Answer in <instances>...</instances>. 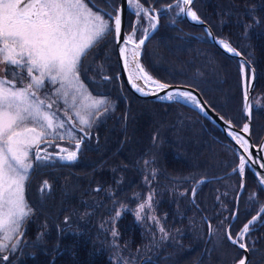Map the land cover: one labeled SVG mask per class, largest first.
Masks as SVG:
<instances>
[{
  "label": "trees",
  "instance_id": "obj_1",
  "mask_svg": "<svg viewBox=\"0 0 264 264\" xmlns=\"http://www.w3.org/2000/svg\"><path fill=\"white\" fill-rule=\"evenodd\" d=\"M140 1L145 5L156 2L155 0ZM247 2L252 3L254 0H196L193 9L217 37L232 44L256 71V87L252 95V128L254 141L257 143L264 130V0H257L258 7L255 10L252 4ZM155 10L158 11L159 18L166 14L169 16L163 19L159 30L149 39L142 51L141 62L145 69L163 83L197 89L212 108L236 127H242L245 123V113L239 60L216 47L203 27L195 26L189 23L186 17H178L177 14L173 18L172 14H168V11L162 8ZM251 16H254L255 22ZM176 19H179L177 25L170 27L168 23ZM247 72L249 74L248 68L246 74ZM127 89L130 90L128 87ZM113 92L114 97L122 98L123 110L101 114L102 118L110 117L105 118L110 121L108 124H105V121L97 124L105 133L100 136L99 142L85 149L87 153L83 155V161L88 162L89 168L79 171L87 176L90 175L91 180L101 175L104 179L103 183L110 185L114 195L109 206L119 201L121 205L118 206L123 207L121 210L117 207V213L121 211L119 217L115 210L111 213L114 221L107 230L117 227L119 243L123 245L126 242L129 246H121L123 247L121 251L114 246L120 245L111 243L109 232L101 229L102 224L113 218L106 215L101 218L96 217L92 222L94 228L91 227L90 232V248L88 249L84 234L81 233L84 240L80 242L79 248L66 249L67 254L60 259V264H140L141 260H145L143 264H168L160 259L161 247L164 246L176 251L184 249L181 252L187 248L193 249L194 252L187 257L181 252L175 253L174 261L170 262V264H185L205 245L208 236L206 224L202 227L203 239L196 234L198 230L190 225L186 236L182 234L171 236L161 243L158 240L151 241L148 234L143 231L144 228L137 223L135 207L154 190L159 212L166 213L170 209L175 211L178 207L180 209V204L175 199L183 190L180 185L192 184L195 188L201 180L200 177L210 178L233 173V169L237 168L238 154L220 129L192 107L181 102L149 100L143 96L138 98L132 91L133 94L129 92L131 96L128 95V101L125 102L119 89L116 88ZM260 97L263 101L256 105L255 100ZM118 114L120 115L117 116ZM145 163L147 175L144 174ZM246 174L247 191L250 192L255 189L257 180L255 181L256 178L254 179L249 170ZM239 175L237 169L231 175L237 179L238 184ZM87 176L80 175L77 181L89 183L85 180ZM205 182H201L197 189L203 185L199 195L206 197L215 182L209 184ZM241 186L234 197L236 208L233 213L246 217L243 221L246 222L254 212V216L258 213L259 206L264 203V196L260 195V204L257 207L253 202L251 203V196H241ZM258 188L261 189L260 186ZM76 199L78 200L79 196ZM198 201L203 213L207 214L203 198L199 196ZM146 218L145 216L143 219ZM174 218L171 217L169 220L175 225H180L179 218L177 216ZM196 223L198 224L197 220ZM132 229L135 230V242L129 243ZM251 238L259 242L254 258L264 263V228L256 231ZM139 241L142 243L148 241L145 243V249L136 250L139 248L137 246ZM218 241L220 242L218 239L217 243H212L211 240L209 246H220ZM223 241L226 245L230 244V247H237L227 237H224ZM237 248L235 249L238 250ZM232 253L231 248L223 249V252L220 251L216 256L228 259ZM241 255L242 253L236 255L232 264L236 263ZM181 256L185 257V261ZM197 259L199 260L198 257ZM35 263L36 261L33 262ZM44 264L50 263L46 261Z\"/></svg>",
  "mask_w": 264,
  "mask_h": 264
},
{
  "label": "snow or ice",
  "instance_id": "obj_2",
  "mask_svg": "<svg viewBox=\"0 0 264 264\" xmlns=\"http://www.w3.org/2000/svg\"><path fill=\"white\" fill-rule=\"evenodd\" d=\"M90 2L91 0H88V3L85 0H0V57L2 62L9 66V74L12 77L0 78V233L4 234V240H11L20 232L23 220L31 211L27 209L25 203L24 188L33 170L32 159L43 162L46 166L56 160L77 159L81 139L73 137L74 151L61 148L60 153H49L47 147L44 149L39 147L41 143L51 146L56 140L72 137V130H67L66 135L61 134L60 130L65 129L64 121H56L55 113L49 111L53 108V103H46L38 93L45 88L47 79L51 85H60L56 89V95L62 96L65 104L68 103L69 89L75 94L82 95L83 84L79 78L82 58H86L88 51L107 34L114 33L119 36L121 16L113 17L96 5H92L96 8L93 12L89 8ZM126 3L132 5V0H126ZM182 3L190 6L192 0H182ZM134 7L138 14L141 11L145 14L148 12L138 2ZM175 7L180 12H186V7H180V0H177ZM187 14L194 21L199 20L194 11H188ZM156 21L155 14L149 17L152 29H155ZM147 38L145 32L133 49V56L139 54L140 46ZM127 39L131 41L132 38ZM221 43L224 44L223 41ZM224 46L229 52L235 51L228 44ZM137 76L146 84L152 83L161 92H165L162 99L176 101L179 97L184 103L204 107L198 95L191 91L178 89L166 91L170 85L154 80L138 62ZM26 79L27 84L16 86L18 80L23 83ZM132 86L138 92L144 91L135 83ZM75 94L72 97L73 107L76 101ZM244 95L247 99V87ZM104 103V100H92L86 107L99 108ZM76 116L80 118L81 124H89V120L81 116L79 111L76 112ZM80 131L83 132V129ZM244 131H248L247 125H244ZM49 137H52L51 142L48 140ZM236 139L251 158L248 141L239 135ZM239 159L238 169L243 173L248 160L244 156ZM260 167L264 168V163H261ZM44 185L45 188L48 187L47 181H44ZM148 200L150 207L151 197H148ZM140 208L143 210L144 205L141 204ZM256 223L255 219L249 221L235 238L230 234L227 238L240 249H247L248 245L242 241L249 234L250 226L254 231ZM161 231L164 229L161 228ZM7 248V244L0 242V250ZM0 259L6 260L7 256ZM239 264H246V260L241 259Z\"/></svg>",
  "mask_w": 264,
  "mask_h": 264
},
{
  "label": "flooded vegetation",
  "instance_id": "obj_3",
  "mask_svg": "<svg viewBox=\"0 0 264 264\" xmlns=\"http://www.w3.org/2000/svg\"><path fill=\"white\" fill-rule=\"evenodd\" d=\"M155 1H156L155 3L151 5H147V7L150 8V6H152L155 7V9H161L166 5H172L174 2H176V0H171L170 2H167L168 0H155ZM85 2L88 3V0H85ZM119 4H120V0H106V2L105 0H91V2L89 3V8L96 10V8L92 7V5H96L99 8L110 13L114 17L116 15ZM171 9H173V7ZM168 16L169 15L166 14V16L160 17L159 28L163 19H165ZM176 20L171 21V23H168L169 26L170 27L176 26L177 25L176 23L178 22V20L177 21ZM147 22H148L147 20H140V18H136L135 14L131 10H129L126 16V26H125L126 36L130 32H133L134 38H138L142 34V32L148 27ZM97 49L99 50L95 54H97L100 58H102V61L103 60L105 61L106 58L109 60L107 61L109 62V64L105 63L104 66H105V71L110 73V78H111L110 82L106 87H90L93 89L94 88L97 89L93 91L94 94L100 95L103 98V100L105 99V103L107 102L105 107L106 111L100 112L98 116H100L102 113L109 114V111L117 112L118 109L122 112L123 110L122 98L114 97L113 91H115L116 88L119 89V87L122 91L124 89L128 91V89L125 85L122 76H120L119 62H117L116 64V62L112 59V56L109 55V53H111L110 50H112L116 54V58L118 61L117 47L114 39V33L107 34V36L103 40L98 42L95 51ZM89 57L90 56H88L87 59H84L80 72H84V73L85 71L89 72L90 67L88 68L84 67ZM0 61H2V57H0ZM0 67H2L1 64ZM3 68L5 69L3 70L5 72V76L3 75L0 77L12 79L11 75L9 74V66L4 65ZM103 69H104L103 67L101 69H98V72L100 73L104 72ZM114 72L115 75H113ZM27 82H28L27 79L23 81V83H21L18 80L16 86L17 87L24 86L25 84H27ZM58 85L59 84L51 85L48 81H45V88L41 89L38 95L40 96L41 99H45L46 103L48 102L53 103V108L49 111L55 113V118L57 121L64 120L62 115L67 120H68L67 118L68 116L72 117L75 123L81 126L83 132L76 130L75 128L74 129L76 131L71 128L65 127V129L60 130L61 134L66 135L67 130L71 129L72 137H66L64 140H56L55 144L51 146H49V144L41 143L39 147L41 149L47 147V151L49 153H60L61 148H66L69 151H73L75 149L73 137L75 139L83 138L84 140L83 147L78 156V159L80 160L77 163H73L74 161L73 162L65 161L64 163H62L61 161L56 160L52 164L46 166L43 162H37L34 159H32L30 155V159H32V163H33V170L31 171L28 180L25 182L24 199L27 205V209H30L31 211L29 215L23 220L20 228V232L18 234H15L11 240H4L3 239L4 234L0 233V242H3L8 245L7 249L0 250V257L7 256L6 260L0 259V264H33V262L35 261H36L35 264H44L46 261L49 262L50 264H60V259L67 254L66 249L68 250V249L79 248L80 242L84 240L83 237L80 235L81 233L84 234V238L88 245V249L90 248L89 246V244H91L89 240L90 232H91V227L94 228L92 222L95 217L94 215L96 214L95 212H92V209H95L92 208V206L96 203V201H98V199L101 198V194L96 192L97 187L91 188V186L99 185V183L92 185V181H91L89 183H85L86 185H84V183L77 181V178L80 175L87 176V174H83L82 172L79 171V169L81 170L84 168L87 169L89 168V166H87L88 162L83 161V155L87 153L85 149H87L89 145L92 146L93 144L99 142L100 136L105 132L103 129H101L100 126L99 129L95 127V125L97 124H94V120L98 116L97 117L94 116L92 118L90 117L88 119L87 118L88 114L84 113L83 110L80 111V114L81 116H84L89 120V124L87 125L81 124L80 118L76 117L75 107H72V98L68 97V103H67L68 107H66L65 102L63 101L64 99L61 100L60 96L56 95V89L58 88ZM45 93H47V96H45ZM82 100H84V98L78 97V99L75 101V104H81ZM115 104H118V106H116ZM69 106H71L70 109H68ZM72 108L74 109V111L71 110ZM61 109H65V110L61 111L60 113ZM65 113H67L68 116ZM112 115L113 114H110V116ZM119 115L120 114H118L117 116ZM103 117L106 119L110 118L108 116L107 117L103 116ZM85 133H87L86 136ZM48 140L49 142H51L52 137H49ZM56 145H59V147H56ZM88 151H90V149H88ZM61 154H66V153H61ZM248 170L249 169L246 168L244 171L245 181L246 178L248 177L246 176L247 175L246 171ZM101 180H103V178ZM44 181H47V185H48L47 188H45ZM76 184L80 185L81 189L80 188L77 189L78 187H76ZM258 184L259 183L256 181L254 185L256 188L255 193L257 195L258 192H261V194L264 196L263 191L258 188L259 186ZM41 189H44V191H41ZM245 195L244 197L250 196L249 194H245ZM78 196L79 199L77 200L76 198ZM95 196L97 198H95ZM91 200H95V202ZM44 203L46 205L48 204L49 208L45 209L43 207ZM95 205L97 206L98 203H96ZM262 213H264V211L263 212L259 211L258 215L253 217L255 214L254 212L246 222H243L245 221L246 217L240 216V219H238L237 223H235L234 221V225L232 224L230 227L231 234L236 237V235L240 233L241 228L246 223H248L252 217L255 220L257 219L256 220L257 223L255 224L254 231L251 228L250 234L245 236V243L248 245L249 254H250V260H249L250 264H264L263 262L259 260L257 261V259L254 258V255L257 253L256 251H258L256 248L258 247L257 244L259 242L256 241V239L253 240L251 238L253 237V234L256 231H259L264 228V222H262V220H264V217H262ZM226 225H229V223ZM193 227L194 229H196L198 226L196 227L193 224ZM81 229L83 231H80ZM13 244L15 245V247H13ZM230 248L233 249V253L229 257V260L221 261V262L213 260L210 262H205L204 264H231L233 262V258L236 256V251L242 253L243 255V251H241L237 247H230ZM235 248H237L239 251L236 250ZM209 257L210 256L207 255V258ZM217 258H219L218 255Z\"/></svg>",
  "mask_w": 264,
  "mask_h": 264
},
{
  "label": "rangeland",
  "instance_id": "obj_4",
  "mask_svg": "<svg viewBox=\"0 0 264 264\" xmlns=\"http://www.w3.org/2000/svg\"><path fill=\"white\" fill-rule=\"evenodd\" d=\"M137 2L140 5H142L143 8L147 9L148 11L155 10V7L150 6V8H149V7H147V5L143 4L140 0H132V5H131V8H132L133 12L136 13L137 16H140V15L143 16L142 14L145 15V17L147 18V21H148L147 22L148 23V29L149 30L152 29L151 26H150V23H149V17H150L149 13L147 12V14H145L143 11H141L138 14L137 9L134 7V5ZM247 3H250V2H247ZM176 4H177V2L173 3V9H171V10H170V5H166L165 6V10H170V13L167 12L168 14L178 13L179 12L178 8L174 7ZM250 4H252V8L254 10L258 7L257 0H254V2H252ZM180 7H182L181 4H180ZM261 9H263V7H261ZM261 9H259V10H261ZM91 10L93 12L96 11L95 9H91ZM259 10L256 11V12L254 11V12L257 14L259 12ZM192 11L195 12V10L193 9V5H192ZM196 15H197V13H196ZM251 17H252L251 19L253 20L254 16H251ZM263 17H264V14H263ZM105 19L107 20L106 17H105ZM109 23H111V21H109ZM256 25H258L257 22H256ZM146 31H147V29H145L142 32V34L144 32H146ZM142 34L138 38H134V33L130 32L129 34H127V38L131 37L132 38L131 41L134 40V42L137 44V41L142 36ZM218 39H221L224 42V44H228L229 46L233 47V45L230 44L227 40H224L223 38H219V37H218ZM129 42L130 41L127 39V47H126L127 48V51H126L127 58H129V55L132 52L131 49H130ZM97 44L94 45L88 51V54H87L86 58H82V60H81V64H83L84 59H87L88 56H90L89 59L86 61L85 65H84L85 68L90 67L89 72L87 71L88 72L87 73L85 71V73L84 72H80L79 73L80 82L83 84V94L82 95L81 94H75L73 92V90H71V89L68 90L69 91V96L68 97L72 98L73 95L75 94L76 95V100L78 99V97L79 98H84V100L81 101V104H75V111L76 112L77 111L80 112V111L83 110L84 113L88 114V116H87L88 119L90 117L92 118L94 116L97 117L100 112H103V110L106 107V103H107V102L104 103L99 108L86 107V105H89L92 100H103V98L100 95L94 94L93 91L97 90V89H95V88L93 89V88H90V87H106L108 85V83L110 82V79H111L110 78V73L105 71V66H104L105 63L109 64V62H107L109 60L106 58L105 61L104 60L102 61V58H100L97 54H95L99 50V49H97L95 51V49L97 47ZM234 49L236 50V48H234ZM110 52L111 53H109V55L112 56V59L117 64L116 54L112 50H110ZM132 56L133 55L130 56L132 58V62L130 63V60H128V65L130 66L131 71L133 72V74H132V77H133L135 71H137V68H136V66L134 64V60H133ZM0 64L2 65V67H0V76H3V75L5 76V72L3 71L5 69L3 68V66L7 65V64L2 62V61H0ZM102 67L104 68L103 69L104 72H101V73L98 72V69H101ZM255 73H256V71H255ZM250 74L251 73H250V69H249V74L247 72V74H245V76H244L243 93H244V87L245 88L247 87V90H248L249 83H250ZM113 75H115V72H114ZM136 78L137 77L135 75V79ZM45 81H47V79ZM89 83H90V85H89ZM59 87H60V85H58V88ZM119 91H122L120 89V87H119ZM129 92L131 94H133L130 90L127 91L126 89H124L121 92L122 96L124 97L125 102L128 101L127 96L130 95ZM133 95L135 96V94H133ZM88 97H90V99ZM255 97H257V96H255ZM260 98L255 100V102H257L256 105H258V103L263 101L262 98L261 99ZM60 99L63 100L64 98L62 96H60ZM104 101H105V99H104ZM251 103H252V106H253V99H252ZM243 105H244V95H243ZM65 106L68 107V104H65ZM70 108H71V106H69L68 109H70ZM63 110H65V109H61L60 113ZM71 110L74 111L73 108ZM67 116H68V114H67ZM62 117L64 119L62 121H64V124H65L66 128H71L73 130H75L74 128H76V130L82 129L80 125L75 123V121L73 120L72 117H71V120H69V116L67 117L68 120L63 115H62ZM93 120H94V118H93ZM102 121H105V124H108L110 120H106L104 117L102 118V115H100L94 120V124H98L99 122H102ZM82 127H84V126H82ZM97 129H99V126H98ZM252 134H253V128H252ZM261 137H262V135H261ZM253 140H254V138H253ZM82 147H83V145H82ZM237 154H238V157L240 158L241 155L238 152H237ZM239 161H240V159L238 160L237 166L239 165ZM146 168H147V164L145 163V169ZM145 169H144V174L147 175V169L146 170ZM233 174H234V170H233V173L224 174V175H220V176H217V177H210V178L200 177L201 180L199 179L200 181H199V183H197V185H195V188L192 187V184L189 185V186L186 185V184H182V186L180 185V188H183V190L181 191V193L179 192L178 197L175 198L176 202L178 204H180V209H179V207L175 211L170 209L166 213L159 212V207H157V202H156V199H155V196H154L155 194H153L154 190H152V192H149V194L147 195V198L144 197L145 199H143L142 202H139V204L136 205V207H135L137 223L140 224L144 228L143 231L148 234L149 239L151 241L158 240L160 243L163 242L164 240H166L168 237H171V236H176V235L179 236L180 234L186 236L189 233V228L188 227L190 225H193V224L196 227L198 226L195 229V230H198V233H196V234L199 236L200 239H203L204 229H202V227H205L204 224H206V228H208L209 232H207L208 236L206 237V240H205V243H204L205 245H203V247L201 249H198L199 252H195V254L192 256V258L191 259L189 258L190 260H188L185 264H204L205 262H210V261H213V260H216L218 262L229 260V258L228 259H222L219 256H218L219 258H217L216 254H219L220 251L223 252V249H229L230 248V244L226 245V243H224V241H223L224 237L226 238L228 236V234H230L231 237L235 238V236H233L231 234L230 227H231L232 224L234 225V221H235V223H237L238 218L240 219V216L238 214H236L235 215V220L232 221V219H233L232 216L234 215L233 211L236 208V199L234 197H236V195L238 194L239 189H240V185H243V190H242L241 196H244L245 194H249L251 196V203L253 202L254 205L258 207V205L260 204V198L259 197H260V194H261V192H258V194L256 195V193H255L256 188L254 190H252V191L250 190V192H248L247 191V184H246V181H245V176L243 175V178H244V183H243V180L241 179V176L239 175L240 176V182L238 184L237 179L234 178L233 176H231ZM242 174H244V173H242ZM145 175H144V177H145ZM101 177H102L101 175H97L92 180L90 179V175H88L86 177V181L87 182L88 181L89 182L92 181V185H94L96 183H99V185L91 186V188L97 187L96 190L98 191V193L101 194V198L98 199V201H96V203H98V205L96 206L95 205L96 203H95L92 206V208H95V209H92V212L96 213L94 215L95 216L94 218H96V217L97 218H101V217H103L105 215L109 216V218H113L111 220L108 219L104 224L101 225L102 228L101 227L100 228L102 230L105 229L107 233L109 232V234L111 236V243L113 245H114V243L117 244V245H120V246H116V245H114V246L117 247L118 249H120L121 251H123V247H121V246H129V245H127L126 242H125L126 245L125 244L121 245L119 243V235L116 232L117 227H113V229L107 230L109 228L110 224H112V222L114 221V216L111 213L114 212V210L117 213V207L121 210L123 206H118V205H121V203L119 201L115 202L116 206H115V204H112L111 206H109L111 204L110 202L112 201V197L114 195V192H112V188L110 187V185H106V183L102 184L104 182V179L101 180L103 178V177L102 178ZM241 180H242L243 184H241ZM204 181H206L205 184H207V183L209 184V183L215 182L212 185V187H210V193L206 197L203 196V195H199L200 190L203 187V185L200 188L197 189V186L201 182H204ZM76 187H78L77 189H79V188L81 189V186L78 185V184H76ZM174 192H176V191H174ZM161 196H162V194H161ZM199 196L201 197V199L203 198V202L206 205V209H207L206 213L208 215L203 213V211H202V209H201V207L199 205V201H198ZM245 196H247V195H245ZM148 197H151L150 207H149ZM95 198H97V197L95 196ZM190 201H191V203H190ZM93 202H95V200ZM141 204L144 205V209L143 210H141V208H140ZM263 204H261L259 206V211L262 209ZM43 207L45 209L49 208L48 204L46 205L45 203H44ZM193 208H195V210ZM88 211H89V209H88ZM259 211H258V213H259ZM258 213H256L255 216H257ZM120 215H121V211L117 213L118 217ZM145 216L147 218L144 220L143 218ZM176 216L179 218L178 220H180V225H175L174 223H172L169 220V218H171V217L174 218ZM195 219L198 221V224L196 223ZM189 220H191V221H189ZM227 221L229 222V225H226ZM134 223H135V221H134ZM161 228L164 229L163 232L161 231ZM242 229H243V227L241 228L240 232H242ZM112 230H113V232H112ZM225 230H226V232H225ZM200 231H201V233L199 234ZM131 234H132V236L129 237V241H128L129 243L130 242H135V230L134 229H132ZM210 234H211V236H210ZM178 236H177V238H178ZM194 236H196V235H194ZM218 239L220 240V242L218 241V243H220V246H216L214 244H213L214 247L209 246V244L211 243V240H212V243H217L216 241ZM147 242L148 241L142 243L141 241H139V243L137 245V246H139V248H137L136 250L145 249V243H147ZM251 242H252V239H251ZM171 245L174 246L175 244H171ZM224 245H226V247ZM161 248H162V251H161L160 259L164 260L168 264H170L171 261H174L173 260V256H176L175 253H179V252L184 250V249L181 250V251L171 250L167 246H164V247H161ZM154 250H156V249H154ZM246 250L249 253L248 247H247ZM213 251H215L214 254H213ZM193 252H194L193 249L187 248V250H185L184 252H181V253L184 254L185 257H187ZM200 252H201V254H200ZM239 254H240V252L236 251V255H239ZM206 255H211V257L206 258ZM184 256H181L183 258L182 260H184V258H185ZM197 257L199 258V260L197 259ZM215 258H217V259H215ZM241 258H243V255H241ZM241 258L234 264H238L239 261L241 260ZM249 260H250V257H249Z\"/></svg>",
  "mask_w": 264,
  "mask_h": 264
},
{
  "label": "water",
  "instance_id": "obj_5",
  "mask_svg": "<svg viewBox=\"0 0 264 264\" xmlns=\"http://www.w3.org/2000/svg\"><path fill=\"white\" fill-rule=\"evenodd\" d=\"M122 5L119 11V14L121 16V32L119 34V36L115 35V41H116V47H117V53L119 55V60H120V65H121V76L123 77L125 83L127 84V87L132 91L136 92L135 95L140 97L141 95L150 99V100H156V101H160V100H164L167 102H174V101H169L167 99H162L161 97H163L165 95V92H161L156 85H150L149 84H144L143 86L146 88V93H149L147 95H143V93L141 94L140 92L136 91V89L132 86L133 85V80H131L128 77V73H127V69L125 68L126 64H125V51H126V32H125V26H126V7L128 6V4L126 3V0H121ZM195 2V0H192V3L190 6H185L186 7V12H184V16L186 17V19L188 20V22H190L191 24L195 25V26H199V27H203L210 39V41L216 45L221 51H223L224 53L228 54V55H233L237 50H235L234 52H229L227 50V48L224 46V44L221 43V39H218V37L214 34V32L212 31V29L210 28V26L203 21L202 19L199 18L198 21H194L192 19V17L190 15L187 14L188 11H192V5ZM154 13L156 14V10H153ZM159 19L157 17V21H156V27L155 29H152L150 32L147 33L148 38L145 40V43L140 46L139 49V54L136 58H135V62L137 65V62L139 63L140 66L143 67V69L150 75L152 76L143 66L142 62H141V53L146 45V43L149 41V39L156 33V31L159 28ZM142 39V38H141ZM240 55V54H239ZM241 56V55H240ZM242 59H244L241 56ZM153 77V76H152ZM154 80H157L156 78L153 77ZM254 80H255V76L251 75V79H250V88H249V92L247 93V99H245V107H246V123L245 125L248 126V131H244V130H239L237 129L233 123H231V121L227 120L225 117H223L220 113L216 112L206 101L205 99L202 97V95L200 94V92L198 90H196L193 87H187V86H183V85H170V88L167 89L166 91H172L174 89H178V90H186V91H191L193 92V94L198 95V99L201 101V104L204 105V107H200V106H196V105H192L191 103H184L179 97L176 98V101L182 102L187 106H190L194 109H196L197 111H199L200 113L204 114L206 117H208V119L215 124L217 127H219L227 136H230V131H234V133H236L237 135L243 137L245 140L248 141V146H249V151L251 152V158L248 157V154H246L243 149L240 147V145L237 142H233L234 146L236 147V149L240 150L242 154H244L245 159L248 160L247 166L252 170V172L255 174V177L257 178L258 182L263 186L264 188V168L260 167L261 163H264V137L262 138L261 142L259 145H255V142L253 140V134H252V99H251V95L253 93V88H254ZM159 81V80H158ZM161 82V81H160ZM163 83V82H161ZM167 84V83H166ZM245 92V91H244ZM141 98V97H140ZM76 129V128H75ZM80 129V128H79ZM244 129V128H243ZM81 147V144H80ZM243 183H244V178H242ZM244 251V256L242 259L246 260V264L249 261V253L246 249H243Z\"/></svg>",
  "mask_w": 264,
  "mask_h": 264
},
{
  "label": "bare ground",
  "instance_id": "obj_6",
  "mask_svg": "<svg viewBox=\"0 0 264 264\" xmlns=\"http://www.w3.org/2000/svg\"><path fill=\"white\" fill-rule=\"evenodd\" d=\"M176 2H177V0H176ZM180 4L182 5V7H185V5L182 3V0H180ZM121 5H122V2H121V0H120V4H119V6H118V8H117V12H116V15H118L119 14V11H120V8H121ZM173 7V4L172 5H170V9ZM162 9L163 10H165V7H162ZM129 10H131L132 12H133V10H132V8H131V5H129L128 4V6L126 7V11L128 12ZM179 10V9H178ZM165 11H168V12H170V10H165ZM127 12H126V15H127ZM134 13V12H133ZM148 13H149V16H151V15H154L155 13H154V11L153 10H150V11H148ZM135 14V16H136V18H140V20H147V18L145 17V15L144 14H142L143 16H137L136 15V13H134ZM172 14V17L173 18H175L176 17V14H177V16L178 17H185L184 16V12H178V13H171ZM157 17H158V19H160L159 18V13H158V11L156 10V14H155ZM147 29V31H146V33H148V32H150L152 29H148V27L146 28ZM145 33V32H144ZM143 33V34H144ZM143 34H142V36L138 39V41H137V44H138V42H139V40L141 39V38H143ZM125 38H126V47H127V36L125 35ZM114 39H115V34H114ZM116 42V41H115ZM129 44H130V49H131V53H130V55H129V58H127V53H126V51H127V48H126V51L124 52L125 54V64H126V66H125V68L127 69V73H128V77L131 79V80H133L132 82L133 83H135L137 86H139V87H141V88H143L144 89V91L143 92H140L141 94L143 93V95H145L144 93H146V88L143 86L144 84H146L145 82H144V80H142V79H139L138 78V76H137V71H135V73H134V75H133V77H132V74H133V72L131 71V68H130V66L128 65V60H130V63L132 62V58L130 57L131 55H133V49H134V47H135V45H136V43L134 42V40H132V41H130L129 42ZM216 46V45H215ZM217 47V46H216ZM232 49H234L232 46H230ZM235 50V49H234ZM223 52V51H222ZM142 54V53H141ZM226 54V53H225ZM240 53L239 52H235L233 55H229V56H232V57H235V58H237L238 60H239V62H240V64H241V73H242V80L244 81V76H245V74H246V68H248V69H250V79H251V75L253 76H255V80H254V88H253V93H254V90H255V83H256V73H255V70H254V68L252 67V65L250 64V62L249 61H247L241 54V56L244 58V59H242L241 58V56L239 55ZM117 55H118V53H117ZM138 55H140V54H138ZM138 55H136V56H132L133 57V60H134V64H135V66H136V68H137V65H136V62H135V58L138 56ZM228 55V54H227ZM116 60H117V58H116ZM117 62H119V66H120V75H121V65H120V60H119V55H118V61ZM247 62V63H246ZM245 66V67H244ZM135 75H136V79H135ZM123 78V77H122ZM124 80V79H123ZM125 82V81H124ZM147 84H149V83H147ZM152 83H150V85H151ZM125 85L127 86V84L125 83ZM153 85V84H152ZM171 85H174V84H171ZM187 87H189V86H187ZM249 88H250V83H249V87H248V90H247V93L249 92ZM244 91H245V87H244ZM132 92H134L133 90H132ZM134 93H136V92H134ZM253 93H252V95H253ZM252 95H251V99H252ZM142 96V95H141ZM144 97V96H143ZM144 98H146V97H144ZM148 99V98H147ZM150 100V99H149ZM160 101H164V100H160ZM174 102H179V101H174ZM182 103V102H181ZM184 104V103H183ZM190 107V106H189ZM214 109V108H213ZM215 110V109H214ZM216 111V110H215ZM217 112V111H216ZM219 113V112H218ZM244 113L246 114V107H245V95H244ZM202 114V113H201ZM202 115H204V114H202ZM205 116V115H204ZM206 117V116H205ZM208 118V117H207ZM232 123V122H231ZM245 123H246V116H245ZM245 123H244V125H245ZM234 125V124H233ZM244 125L242 126V127H240V128H238V127H236L235 125V127L237 128V129H239V130H244L243 128H244ZM219 128V127H218ZM220 129V128H219ZM80 131V130H79ZM220 131L226 136V138L233 144V142H237L239 145H240V143L237 141V139H236V136H237V134L236 133H234V131H230L229 133H230V136L228 135H226L221 129H220ZM264 137V133H263V135H262V137H261V139H260V141L258 142V144H256L255 143V145H259L260 144V142H261V140H262V138ZM82 140V143H81V147H80V149H79V151L77 152V159H78V156H79V153H80V151H81V148H82V145H83V138L81 139ZM233 141V142H232ZM233 146H234V144H233ZM235 147V146H234ZM241 147V146H240ZM242 148V147H241ZM243 149V148H242ZM75 150V149H74ZM73 150V151H74ZM235 150L241 155V156H244V154H242L241 153V151L240 150H238V149H236V147H235ZM247 154V153H246ZM245 157V156H244ZM76 159V161H71V162H73V163H76L78 160ZM62 163H64L65 161H61ZM240 162V161H239ZM245 168H248L251 172H252V170L247 166V164L245 165ZM237 171H238V173L240 174V176L243 178V175L244 174H242V173H240L239 172V169H238V166H237ZM245 171V170H244ZM244 173V172H243ZM252 174L254 175V177H255V174L252 172ZM256 178V177H255ZM256 180H257V178H256ZM257 182H258V180H257ZM259 183V182H258ZM243 184V183H242ZM259 186L261 187V189H262V191H263V193H264V188H263V186L259 183ZM241 188L243 189V185L241 186ZM242 189H241V191H242ZM62 192H63V190H62ZM68 195V194H67ZM69 198V197H68ZM264 211V204H263V207H262V209L260 210V212H263ZM235 215H236V212H235V214H234V216H233V220H235ZM252 220H254V218H252L250 221H252ZM250 231H251V227H250ZM210 236H211V234H210ZM237 236V235H236ZM244 240H245V237H244V239H243V241L242 242H244ZM231 241V240H230ZM237 247H238V245H236ZM243 250V249H242ZM244 252V251H243ZM250 255V254H249ZM243 256H244V254H243ZM250 257V256H249ZM145 262V260H141V262H140V264H143ZM239 264V263H238ZM247 264H248V262H247Z\"/></svg>",
  "mask_w": 264,
  "mask_h": 264
}]
</instances>
